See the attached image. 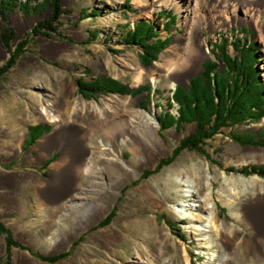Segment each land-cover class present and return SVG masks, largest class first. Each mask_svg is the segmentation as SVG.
Listing matches in <instances>:
<instances>
[{
	"label": "rangeland",
	"instance_id": "obj_1",
	"mask_svg": "<svg viewBox=\"0 0 264 264\" xmlns=\"http://www.w3.org/2000/svg\"><path fill=\"white\" fill-rule=\"evenodd\" d=\"M31 4L36 3L32 1ZM62 4L66 13L61 16L56 33L49 35L32 31L37 22L45 17V12L43 15L26 14L19 8L6 15L0 12V46L6 51V56L0 58V67L16 54L13 65L0 75V131L11 126L7 120L18 121L27 114L36 119L35 122L28 120L19 125L14 136L26 132L23 142L15 147V151L12 149L7 155L0 156V223L8 230V233L0 234V264L215 263L216 260L210 259V249L201 246L204 241L191 228L193 224L174 213L177 200L188 203L189 197L178 192L177 185L164 179L169 170L177 174L191 168L196 170L202 195L212 189L220 218L216 229L224 240V254L250 255L255 260L258 251L245 246L257 242L260 247L258 254L262 253L264 258L263 233L259 226L242 218V208L225 205L222 200L224 195L232 193L234 201L243 200L246 207L252 208L259 196L264 197V177L241 172L244 167L253 164L264 166V118L247 125L222 128L203 145L204 153L185 148L171 163L154 170L162 158L172 155L183 137L196 130L195 123L183 124L179 130L175 125L161 128L158 120L161 113L169 111L177 115L179 105L171 101L172 86L186 84L193 75L200 74L206 58H214L213 44L219 43L221 37L228 39V52L233 55L236 54L234 43L238 39L249 40L260 47L259 68L264 82V39L255 25L233 21V17L241 18L245 12L237 6L233 11L234 7H224L223 0H202L196 16L191 14L188 0H62ZM260 7H257L258 10L255 8V17L264 23V6ZM170 15L176 16V22L166 30ZM140 20L152 21L160 37L171 36L170 44L149 66H144L139 59L141 48L128 45L122 39L124 33ZM194 24L203 28L201 50L206 57L201 68L183 81L176 72L171 76L165 71L151 72L150 69L163 54L181 52L182 58L186 55V46L193 45V41L189 44L188 41L195 39ZM5 27L12 28L17 34L12 40L11 52L2 42ZM243 27L249 30L248 34L240 33ZM22 42L25 43L23 49L14 50ZM176 63L177 59L169 65L172 68ZM141 70L145 71V75L137 80ZM99 76L117 79L134 90L151 84L153 91L151 94L144 91L136 95L99 94L95 99H86L79 94L77 80H93ZM66 79L75 86L76 101H85L90 106L98 104L104 117L113 113L127 120L137 119V114L154 117L159 123V135L166 149L155 161L145 162L136 170L133 155L125 146L117 148L114 139L108 138L105 133L94 136L88 144L92 146L99 142L107 149L98 153L90 150L86 164L92 165V168L86 172V178L81 185H72L73 192L62 199L64 206L59 214H49L41 207L34 192V183L28 176L34 175L37 180L51 178V166L63 154L60 132L94 131L95 128H92L97 120L93 109L81 111L79 106L71 118L62 113V119L57 124L40 116L39 106L65 98ZM143 100L146 101L145 108L141 103ZM39 124L49 125L50 129L46 131L43 125L35 128ZM30 127L34 128L33 135L27 137ZM54 131L56 136L53 140L42 149L37 148L40 140ZM232 133H244L249 143L239 144ZM33 137H36L34 143ZM2 139L6 145L14 147L13 137ZM50 157L54 160L46 165ZM104 158L114 159L110 167L101 163ZM147 170L153 172L143 177V172ZM207 175L211 183L208 186L205 185ZM225 176L232 178L228 188L222 187ZM6 177H13L17 186L22 183L16 196L7 195L12 184L4 182ZM240 179L252 180L254 185L243 184ZM146 186L150 192L144 194ZM92 204L95 206L91 207ZM88 209L90 217L82 219L81 211ZM109 214H112L110 222L100 224ZM50 217H54L56 222L47 224L45 221ZM225 220L228 222L223 223ZM8 234L14 245L7 243ZM61 253L66 255L57 262L43 259Z\"/></svg>",
	"mask_w": 264,
	"mask_h": 264
},
{
	"label": "bare ground",
	"instance_id": "obj_2",
	"mask_svg": "<svg viewBox=\"0 0 264 264\" xmlns=\"http://www.w3.org/2000/svg\"><path fill=\"white\" fill-rule=\"evenodd\" d=\"M170 1L171 0H165V2ZM201 1L202 0H188V2L191 4V14L194 16H196L197 12L199 11ZM223 3L224 7H234L232 11L236 6L237 8L243 10L245 12V16L241 18L235 16L233 17V21L236 23L249 22L255 25L260 33L261 38L264 39V23L260 22L259 19H257V16V18L255 17V8L258 10L260 6L263 7L264 0H223ZM193 27H195V39L192 38L188 41V44L193 41V45H188V47L186 46L185 49H188V52L185 53L186 55H184L182 58L181 52L163 54L161 60L150 69L151 72L156 73V71H165L169 76L176 72L179 79L183 81L188 80V78L196 71V69L201 68L202 62L206 57V53L202 52L201 50L200 37L203 28L200 24H194ZM4 56H6V51L0 46V58ZM176 59V65L171 68L169 63ZM37 72L40 71L37 70ZM144 75L145 71L141 70L138 73L137 80H141ZM154 79L155 78H152V80ZM66 88V96L64 99L60 98L55 101H50L46 105L39 106L40 116L45 117L46 119H51L52 122L57 124L62 119V113H67V115L71 118L79 106L81 111L93 109L95 116H97V120L94 122L95 125L92 128H95L94 131H91L90 129H79L77 131L64 130L60 132V146L63 148V154L60 159L51 166V178L37 180L34 175L28 176V179L34 183V192L39 197L41 207L49 214L52 212L59 214L64 206L62 199L73 192L72 185H81V182H83V180L86 178V172L92 168V165L90 166L86 164L90 150L98 153L100 151H104V149H107L106 146H101L99 142H96L90 146L88 144V140H91L94 136L105 133L108 138L114 139L117 148L121 147V145L125 146L133 155V167L136 170L140 169L142 165H145V162L147 163L155 161L159 155H161V152H164L166 149L164 147L163 140L159 135V123L154 117L137 114L135 117L138 120H127L119 118L117 113H113L112 115L104 117L103 111L99 108L98 104L94 103L90 106L89 103L85 101H76L74 95L75 86L69 79H66ZM17 100L20 101L18 98ZM28 120H34V122L36 121V119L32 118L30 114H27L24 118H19L18 121L15 119L7 120L11 123V126L0 131V156H5L9 153V151L12 149L15 151V147L18 148L20 146V144L23 142L26 132L24 133V131H22L17 137L14 136V132L16 129H18L20 124H23ZM57 128L58 127H56V130ZM7 136L14 138V147L8 144L6 145L3 142L2 138ZM55 136L56 131L45 136L40 140V145L37 148L42 149L43 146L50 143ZM113 161L114 159L104 158V160H101V163L105 167H110V164ZM164 179L169 184L172 183L177 185V191H181L185 197H189L188 203L184 200H177L176 205H174V213L181 218L188 219L190 223L193 224L191 228L195 230V234L202 236V240L204 241V244L201 246L209 248L212 255L210 259L212 261L216 260L213 264H264V258L263 255H261L262 251L260 252L261 254H258L260 247H258L256 244L257 242H250L245 246L247 249L252 248L255 251H258L254 257L255 260L252 258L253 256L251 257L250 255H241L239 257L238 255L228 256L224 254V240L216 229V224L218 220H220L217 210V203L213 200L211 188L205 196L202 195V190L198 184L197 173L194 168L186 170L184 173L181 172L177 174H175L174 171L169 170L167 174H165ZM231 179L230 177L225 176L224 181L222 182V187L224 186L228 188L232 183ZM251 181L248 182L242 179L239 180V182L243 184L247 183V185L252 186L254 185V182ZM4 182L7 184H12L11 190L6 192L7 195H11L12 197L16 196L20 191L22 183L17 186L13 177H6ZM210 184V176L207 175L205 179V185L208 186ZM246 190L249 191L247 188ZM143 192L144 194L145 192L149 193L150 189L146 186L144 187ZM260 194H262V192L259 193V195ZM223 197L225 198H221L225 205H229L231 207L234 206L235 208H242L244 211V213L242 212L244 214H242V218L249 224H255L259 226V229L264 234L263 195L259 196L258 200L253 202L254 205H252V208L246 207L243 200L239 202L234 201L235 196L232 193L224 195ZM206 200H209V203H206ZM94 206V204L91 205V207ZM90 209L93 210L94 208ZM90 209L81 211L82 219H88L90 217ZM45 222L47 224H51L55 223L56 220L54 217H50L47 218ZM225 222H228V220H225L223 223ZM237 233L238 231H236V234ZM263 234L262 241L264 242Z\"/></svg>",
	"mask_w": 264,
	"mask_h": 264
},
{
	"label": "trees",
	"instance_id": "obj_3",
	"mask_svg": "<svg viewBox=\"0 0 264 264\" xmlns=\"http://www.w3.org/2000/svg\"><path fill=\"white\" fill-rule=\"evenodd\" d=\"M32 1L36 4H31ZM17 8L26 14L40 13V15H43L45 12V17L39 20L32 30L36 34H55L61 16L66 13L62 0H0V12L3 15H6L9 11L13 12ZM84 15L86 14L84 13ZM94 15H97V13L94 12ZM165 17H167V14ZM169 17L170 20L165 25L166 30L170 29V26L176 22L175 15ZM248 32L249 30L246 27H243L240 31L241 34H248ZM16 35L12 28H4V33L1 35L2 42L9 52L12 51V40ZM122 39L128 45L141 48L139 59L144 66H149L156 61L160 53L171 42V36L160 37L155 24L148 20H140L134 23L133 27L124 33ZM24 44L23 42L19 43L14 50H17V52L22 50ZM213 45L212 54L214 58L208 57L204 61L202 73L191 78L188 88L177 85L173 91L171 99L179 105V115L175 116L169 111L159 115V122L163 129L175 125L179 130L183 124L195 123L196 130L183 137L178 146L174 148L172 155L162 158L154 170H159L163 165L171 163L185 148L204 153L203 145L206 144L208 139L219 133L222 128L247 125L264 118V82L261 78L262 71L259 68L260 47L249 40L238 39L234 43L236 54L233 55L228 52L229 43L227 38L221 37L220 42ZM15 55L10 56L5 65L0 67V75L13 65ZM221 64H224V66L222 67ZM75 83L79 94L86 99H95L99 94L136 95L144 91L151 94L153 91L151 84L142 85L134 90L117 79L103 76L93 80L81 78ZM141 103L145 108L146 101L143 100ZM172 107L173 104L170 103V108ZM42 125L46 131L50 129V126L46 124H39L35 128ZM30 130L29 136H32L34 128L30 127ZM231 135L241 145L249 143L244 138V133H232ZM35 140L36 137H33V143ZM253 143L258 142L254 141ZM262 144L264 145V139H262ZM53 160L54 158H48L46 165ZM231 170L234 171V168ZM152 172L147 170L143 172L142 176L146 177ZM241 172L244 174H258L264 177V166L253 164L244 167ZM111 218L112 214H109L100 224H108ZM2 232L8 233V230L0 223V234ZM6 240L10 245L15 244L10 234H8ZM65 255L66 253H61L43 257V259L49 262H57Z\"/></svg>",
	"mask_w": 264,
	"mask_h": 264
},
{
	"label": "water",
	"instance_id": "obj_4",
	"mask_svg": "<svg viewBox=\"0 0 264 264\" xmlns=\"http://www.w3.org/2000/svg\"><path fill=\"white\" fill-rule=\"evenodd\" d=\"M202 73V71L200 72V74ZM193 76H195V75H193ZM192 76V77H193ZM190 80H191V78L189 79V81L186 83V84H180L181 86H183L184 88H187V87H189L190 86ZM228 219V218H227Z\"/></svg>",
	"mask_w": 264,
	"mask_h": 264
},
{
	"label": "crops",
	"instance_id": "obj_5",
	"mask_svg": "<svg viewBox=\"0 0 264 264\" xmlns=\"http://www.w3.org/2000/svg\"><path fill=\"white\" fill-rule=\"evenodd\" d=\"M262 240V239H261ZM257 244V243H256ZM258 245V244H257Z\"/></svg>",
	"mask_w": 264,
	"mask_h": 264
},
{
	"label": "flooded vegetation",
	"instance_id": "obj_6",
	"mask_svg": "<svg viewBox=\"0 0 264 264\" xmlns=\"http://www.w3.org/2000/svg\"><path fill=\"white\" fill-rule=\"evenodd\" d=\"M100 77V76H99Z\"/></svg>",
	"mask_w": 264,
	"mask_h": 264
}]
</instances>
